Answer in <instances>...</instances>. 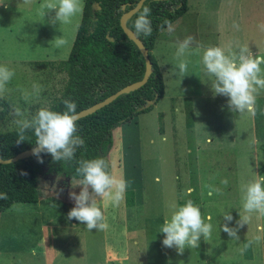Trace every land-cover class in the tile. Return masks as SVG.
Returning a JSON list of instances; mask_svg holds the SVG:
<instances>
[{
  "label": "rangeland",
  "instance_id": "374dc122",
  "mask_svg": "<svg viewBox=\"0 0 264 264\" xmlns=\"http://www.w3.org/2000/svg\"><path fill=\"white\" fill-rule=\"evenodd\" d=\"M42 2L8 0V8L21 12L20 24L16 18L8 23V10L0 6V31L6 34L0 57L64 56L69 49L68 55L81 15L55 25L49 23L54 12L33 18L32 10L41 11ZM260 24L264 0H187L186 13L172 24L173 34L161 31L153 49L164 78L163 97L151 110L113 129L111 174L128 187L121 204L105 213L108 229L88 231L78 220H69L75 205L70 192L79 194L80 186H72L78 180L44 168L38 202L16 203L0 213V264H264V240L250 243L255 235L264 237L259 230L264 218L253 214L252 222L239 230V240L220 230L225 212L235 227L243 211L241 182L264 175V90L254 116L232 112L227 97L213 96L201 63L203 51L213 46L227 51L230 45L235 52L246 45L254 56H264ZM188 36L194 37L188 75L180 81L174 54ZM56 39L66 43L57 47ZM189 105L195 110L192 126L185 113ZM188 199L199 206L212 231L207 241L201 237L199 248L186 247L178 254L163 246L159 230L173 206Z\"/></svg>",
  "mask_w": 264,
  "mask_h": 264
},
{
  "label": "clouds",
  "instance_id": "9594fccd",
  "mask_svg": "<svg viewBox=\"0 0 264 264\" xmlns=\"http://www.w3.org/2000/svg\"><path fill=\"white\" fill-rule=\"evenodd\" d=\"M25 4H30L31 0H24ZM8 0H0V6L7 7ZM41 13L45 17L46 13L54 12V16L49 18V23L55 25L71 23L73 18L82 15L83 0H43L40 5ZM150 7H142L133 22L134 34L145 37L151 36L153 28ZM169 35L173 34L174 28L170 21L165 20ZM161 25V31H164ZM239 30V24H233ZM264 31V24L258 25ZM194 37L188 36L177 45L175 59L177 61L180 81L188 75L189 60L191 55L190 46ZM56 46L61 47L66 42L63 39H56ZM115 41H113V44ZM201 63L206 75L211 79L210 88L215 95L227 97V106L232 112L243 114L245 112L253 116L257 111V97L261 90H264V56L253 55L246 45L238 46V50L233 52L231 46L227 51L220 46L206 48L202 53ZM15 72L6 65H0V98L9 91L8 83ZM25 102L38 100L43 91L41 85L33 83L31 90L20 89ZM64 111H55L49 107H40L30 118L25 117V112L15 107L12 115L15 117L17 125V140L20 144L29 140L26 132L31 130L35 136V146L32 149L33 155L39 162H43L41 153L50 154L54 161H71L78 148L84 144V140L77 135V104L75 101L63 100ZM76 173L81 177L73 187L80 186L79 194L70 192V199L75 205L68 212V219H76L80 224H84L88 231H106L109 227L106 218V211L111 207H118L124 199L128 183L111 174L110 164L105 158H94L90 160H80ZM21 175H27L21 171ZM222 183L226 186L228 181ZM188 193L192 190L188 189ZM219 191V189H217ZM241 199L243 201V211L239 212V219L236 226L230 227L228 222L233 220L230 212L223 214L225 221L220 226V230L228 234L232 239L239 240L238 232L245 225L252 222L253 214L257 218H264V175L256 176L247 182H241ZM0 199L7 200L6 193H0ZM102 201V205L97 201ZM209 219H211L209 217ZM259 230L264 232V226ZM212 225L206 223L201 210L191 199L179 206H173L170 216L163 219L159 232L164 234L163 246L175 248L178 254H183L185 248H199L201 237L205 241L211 236ZM264 240L261 235H255L250 243H260ZM248 245H245V249ZM245 249H241L243 252ZM35 254V250H33Z\"/></svg>",
  "mask_w": 264,
  "mask_h": 264
},
{
  "label": "trees",
  "instance_id": "16d2710c",
  "mask_svg": "<svg viewBox=\"0 0 264 264\" xmlns=\"http://www.w3.org/2000/svg\"><path fill=\"white\" fill-rule=\"evenodd\" d=\"M138 0H84L75 39L70 49L69 82L57 111H64L63 100L75 101L77 112L103 100L123 86L140 80L145 72V60L137 44L129 38L120 25L124 12ZM150 7L151 36H137L146 49L152 63L148 80L140 88L119 95L111 103L77 119V135L84 144L77 149L71 161H54L50 154L41 153L43 162L32 155L11 163H0V193L8 199H0V213L16 203L36 204L39 199V177L44 168L69 179H81L76 173L80 160L105 158L113 144V129L134 120L137 115L151 110L163 97L164 78L153 54L161 25L168 20L173 24L187 11V0H145L141 8L130 16L127 27L134 32L133 22L142 7ZM167 25H164V30ZM113 41L115 43L113 44ZM9 110V104L0 98V120ZM192 111L187 109L191 124ZM29 140L16 143L17 130L0 133V157L10 158L35 146V136L29 130ZM111 172V165H110ZM21 171L27 175H21Z\"/></svg>",
  "mask_w": 264,
  "mask_h": 264
},
{
  "label": "crops",
  "instance_id": "0c3cea01",
  "mask_svg": "<svg viewBox=\"0 0 264 264\" xmlns=\"http://www.w3.org/2000/svg\"><path fill=\"white\" fill-rule=\"evenodd\" d=\"M2 8L4 10H8V15L10 16L8 23L14 22L16 18L20 24L21 12L19 10H16L14 6L12 9L3 6ZM39 13H41L40 10H32L33 18ZM0 15L2 16V14ZM4 22L6 23V19H4ZM9 29L12 31L11 27ZM75 36L76 33L74 38L72 37L73 41ZM73 41L69 44L70 49ZM5 42L6 34L3 31H0V54L4 53ZM68 50L64 56H56L58 52H52L51 54H47L45 56L38 57L35 55L33 57L20 60H6L0 57V65H6L15 72V75L7 85L9 91L3 96L9 104V110L7 115L0 120V133L17 130V125L14 122L15 117L12 115V110L15 107L21 108L25 112L26 118H30L34 115L40 107H49L52 110H58L69 82L70 61L68 58L69 53L67 55ZM33 83L41 85L43 91L40 93L38 100H33L28 103L22 98L20 89L31 90ZM189 106L192 111L191 118H193L195 110L194 108L192 109L191 105ZM185 113L187 116V109Z\"/></svg>",
  "mask_w": 264,
  "mask_h": 264
},
{
  "label": "water",
  "instance_id": "95a60500",
  "mask_svg": "<svg viewBox=\"0 0 264 264\" xmlns=\"http://www.w3.org/2000/svg\"><path fill=\"white\" fill-rule=\"evenodd\" d=\"M144 1L145 0H138L137 3L132 8H130L129 10L124 12L120 18L121 28L123 29L125 34L137 44L139 50L141 51V53L144 57L145 72H144L143 77L140 80H137L135 82H132V83H129V84L123 86L122 88H120L116 92L110 94L109 96H107L103 100L98 101L89 107H86V108L79 110L77 112V114H78L77 119L84 117L88 114H91V113L95 112L96 110L104 107L105 105L111 103L113 100H115L119 95H121L123 93H128L130 91H133V90L140 88L148 80L149 75L151 74V71H152V63H151V60L148 56V50L146 49V47L144 46L142 41L126 25L127 19L141 8ZM32 149H33V147L26 149V150H23V151L17 153L16 155H14L10 158H7V159H2L0 157V163L7 164V163H11V162L20 160V159L28 158L29 156L33 155Z\"/></svg>",
  "mask_w": 264,
  "mask_h": 264
}]
</instances>
